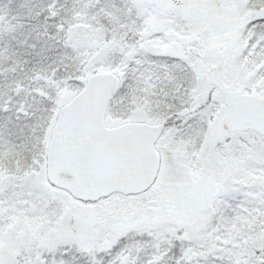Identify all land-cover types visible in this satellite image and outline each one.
<instances>
[{"label": "snow or ice", "instance_id": "6c2138e0", "mask_svg": "<svg viewBox=\"0 0 264 264\" xmlns=\"http://www.w3.org/2000/svg\"><path fill=\"white\" fill-rule=\"evenodd\" d=\"M0 264H264V0H0Z\"/></svg>", "mask_w": 264, "mask_h": 264}]
</instances>
